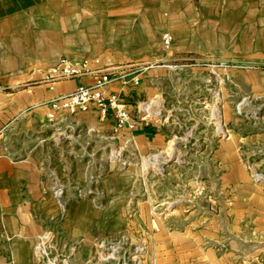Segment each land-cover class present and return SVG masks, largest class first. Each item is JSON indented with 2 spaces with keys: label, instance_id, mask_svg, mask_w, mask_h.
<instances>
[{
  "label": "crops",
  "instance_id": "obj_1",
  "mask_svg": "<svg viewBox=\"0 0 264 264\" xmlns=\"http://www.w3.org/2000/svg\"><path fill=\"white\" fill-rule=\"evenodd\" d=\"M223 58L264 61V0H0V264H39L59 253L79 264L106 241L101 231L128 226L112 217L113 208L102 212L94 200L77 196L79 188L90 193L79 183L91 167L79 157L82 141L74 135H110L114 111L102 117L92 106L70 114L53 103L113 75L101 90L104 98L117 96L136 119L119 140L130 139L144 155L171 134L155 118L160 83L175 79L176 66L189 80L203 81L206 69L195 64ZM60 59L79 74L48 78ZM145 107L154 117L136 118ZM224 156L235 159L228 149ZM224 177L236 231L229 250L216 246L218 234L186 219L177 220L181 230H169L164 220L142 213L135 221L141 264H264V191L238 163Z\"/></svg>",
  "mask_w": 264,
  "mask_h": 264
},
{
  "label": "rangeland",
  "instance_id": "obj_2",
  "mask_svg": "<svg viewBox=\"0 0 264 264\" xmlns=\"http://www.w3.org/2000/svg\"><path fill=\"white\" fill-rule=\"evenodd\" d=\"M197 64L206 69L203 81L189 80L184 75L190 73L176 66L175 79L160 83L162 97L154 101L162 116L156 119L171 131L162 148L141 155L130 139L119 140L120 132L75 133L82 141L79 157L91 167L79 183L90 186V193L79 188V200H94L102 212L113 208L112 217L121 216L128 225L101 231L106 241L97 242L79 264H141L144 248L136 222L142 213L164 220L169 230H181L177 220L186 219L193 228L218 234L216 246L229 250L236 231L224 176L238 163L250 183L264 191V61L223 58ZM227 149L234 161L224 160ZM248 232L249 227L243 234ZM38 260L71 264L73 257L59 253Z\"/></svg>",
  "mask_w": 264,
  "mask_h": 264
},
{
  "label": "built area",
  "instance_id": "obj_3",
  "mask_svg": "<svg viewBox=\"0 0 264 264\" xmlns=\"http://www.w3.org/2000/svg\"><path fill=\"white\" fill-rule=\"evenodd\" d=\"M170 45V37L168 35L163 36L162 46L168 48ZM197 67H203V65L195 64ZM218 68L217 66H214ZM79 74L78 68L70 65L67 59H60L58 64L49 69L47 76L50 79L60 80L75 77ZM116 77L110 74H103L96 79L93 86H79L74 92L66 97L58 99L57 103H53V108H62L68 111L70 114L76 112H87L92 106L96 107L102 117L106 116L109 110L114 111L115 127L114 131L121 132L123 130H132L136 124L135 118L131 117L129 111L125 108V105L119 100L117 96L111 95L108 98H104L101 90L107 85L114 82ZM135 84L137 81L135 80ZM153 110L148 107L137 109L135 117L138 118L140 114H144L146 117H154ZM162 115L159 112V118ZM49 117H52L50 115Z\"/></svg>",
  "mask_w": 264,
  "mask_h": 264
}]
</instances>
